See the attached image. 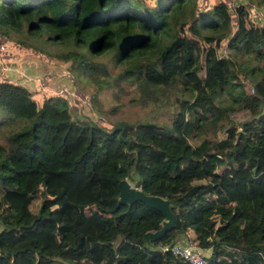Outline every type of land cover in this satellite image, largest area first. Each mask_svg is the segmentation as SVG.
I'll return each instance as SVG.
<instances>
[{
	"label": "trees",
	"instance_id": "trees-1",
	"mask_svg": "<svg viewBox=\"0 0 264 264\" xmlns=\"http://www.w3.org/2000/svg\"><path fill=\"white\" fill-rule=\"evenodd\" d=\"M200 1L0 0L5 50L69 61L66 91L69 75L73 85L72 77L91 85L92 103L103 89L118 98L124 83L134 84L142 106L163 105L172 92L190 97L182 108L168 105V121L105 130L123 143V157L101 169L88 164L87 130L103 128L72 118L62 84L37 107L27 87L0 78V114L20 122L0 143V264H189L143 246V232L159 228L163 215L140 201L117 202V181L131 173L134 187L166 197L174 213L154 246L186 236L208 249L205 264H264V13L253 17L239 1L231 29L227 0L197 11ZM106 55L124 66L110 73ZM240 55L241 63L229 57ZM237 71L260 89L247 93ZM216 130L225 137L212 138ZM198 132L211 135L192 144ZM61 182L90 200L70 199ZM29 235L23 248L2 244Z\"/></svg>",
	"mask_w": 264,
	"mask_h": 264
},
{
	"label": "rangeland",
	"instance_id": "rangeland-1",
	"mask_svg": "<svg viewBox=\"0 0 264 264\" xmlns=\"http://www.w3.org/2000/svg\"><path fill=\"white\" fill-rule=\"evenodd\" d=\"M200 1V0H198ZM218 0H202L200 2H197V6L195 7L197 11L200 8H204L209 6L212 2H215ZM240 3L242 5L250 6L251 15L253 17H258L261 14L264 13V6H260L257 3V0H227V6L229 8L230 13V28H234L235 20H236V12L234 10V5L237 3ZM24 26V23H23ZM224 40V39H223ZM221 41L217 46V51L220 55H225V44L224 41ZM31 39L25 40L26 44L31 45ZM35 40H33L34 42ZM47 47L49 50L53 51L54 46H44ZM36 52L39 56H36V54H33V57H36V59H44V61L48 62L50 67H57L59 69L62 68V74L64 75L65 70H69V61H61L57 60L54 57L50 56H40L39 51H33ZM233 53V51H231ZM235 53V52H234ZM238 55V54H237ZM24 56H29L28 53H25ZM44 56V57H43ZM233 61L235 59L236 62L241 63V60H244L245 57L243 55H240L238 57H231L229 56ZM102 59H104L110 69V73H115L119 69H121L124 64L118 65L113 62L112 59L109 58L108 55L102 56ZM250 64H255L256 66H259L258 60L248 59ZM237 67H243L245 64L242 63L240 65L235 64ZM237 77L239 80L243 83V87L247 93H252L250 91V87L255 88V86H258L260 89V86L255 83L253 79L246 73H241L240 71L236 72ZM259 75V74H256ZM75 81V85L71 83L70 77L68 75L66 83L68 90H65V85L62 84L60 93L63 94V97L66 99L68 103V107L70 109V113L73 119H88L93 120L95 123H97L100 127L103 128V130H100L97 125L92 126L88 128L87 134L89 135V138L91 140L92 147L91 149H88L89 156L91 157L88 160V164L91 168L94 167H100L101 169H105L107 167H116L119 160H121L123 157L122 153V145L123 143L118 140L111 139L105 132V130H110L116 123L119 122H134L137 120H156V121H168L170 117V111H168V105L171 103H174L176 107H183L182 100H190V97L188 94H180L179 92H172L170 94V97L168 99V102L165 104H157V103H148L144 106L136 103L135 99L137 96V93L134 88V84L130 83H124L123 87L124 90H126V93H122L121 95L116 98L114 95L111 94V91L108 89H103L100 92H97V99L92 103L89 100V97L91 95V85L87 84L85 82H81L75 79V77H72ZM71 78V79H72ZM69 86V87H68ZM263 93V92H262ZM264 94V93H263ZM52 94L48 93H42L39 90H35L31 93V97L35 100L37 107L40 106L41 101L44 97L50 96ZM175 98V99H174ZM177 99V100H176ZM221 100L225 101L228 100L227 93H223L221 95ZM100 105V106H99ZM115 109L111 110V107L115 106ZM99 106V107H98ZM262 112H264V104L262 106ZM19 121H13L8 120L7 117H5L3 114H0V143H4L3 137L5 134L9 131L12 127H17ZM222 124H227V119L223 118L221 120ZM118 131V130H117ZM116 131V132H117ZM116 132L114 134H116ZM210 133H204V132H198L197 135H195L190 142L192 144L199 141L203 136H210ZM222 138L225 137V133L222 131L216 130L212 138ZM99 157V158H97ZM97 158V159H96ZM171 165H175L174 161H170ZM225 162L219 164L217 166V169H223V165ZM232 164V163H231ZM221 167V168H220ZM130 176H134L133 173H131ZM128 176V180L131 182V179ZM64 182H61L59 184V187H62L64 191L68 194V197L71 199H76L78 202H85L90 200V198L87 195V192L84 191V189L80 186L72 187L66 186L63 184ZM132 184V182H131ZM89 193V192H88ZM91 197V196H90ZM46 230H43L45 232ZM181 236L176 238L174 240L175 242L180 239ZM34 238V235L24 236L20 240H13L15 238H9L4 239L3 246L15 249V248H23L27 246L29 243V239ZM203 253H206L205 250H202Z\"/></svg>",
	"mask_w": 264,
	"mask_h": 264
},
{
	"label": "crops",
	"instance_id": "crops-1",
	"mask_svg": "<svg viewBox=\"0 0 264 264\" xmlns=\"http://www.w3.org/2000/svg\"><path fill=\"white\" fill-rule=\"evenodd\" d=\"M24 54L23 51L19 53L13 49L0 50V78L22 84L31 93L39 90L42 93L53 94V91L63 83L62 68L50 67L44 59L26 57ZM186 241V236H181L178 240L180 243Z\"/></svg>",
	"mask_w": 264,
	"mask_h": 264
},
{
	"label": "water",
	"instance_id": "water-1",
	"mask_svg": "<svg viewBox=\"0 0 264 264\" xmlns=\"http://www.w3.org/2000/svg\"><path fill=\"white\" fill-rule=\"evenodd\" d=\"M125 126V122H119L109 131L112 133L123 129ZM116 188V199L118 203L130 205L134 201H140L144 205L161 212L163 219L161 220L160 227L154 230H146L141 236V241L144 247L147 249L161 250L159 247L154 246L153 240L159 238L162 233L173 226L175 217L169 207V200L162 195L146 194L140 187H134L126 177H122L117 181Z\"/></svg>",
	"mask_w": 264,
	"mask_h": 264
},
{
	"label": "built area",
	"instance_id": "built-area-1",
	"mask_svg": "<svg viewBox=\"0 0 264 264\" xmlns=\"http://www.w3.org/2000/svg\"><path fill=\"white\" fill-rule=\"evenodd\" d=\"M4 49V44L0 41V50ZM250 91L253 92L254 88L250 87ZM162 251H169L172 255L181 258L189 264H205L206 254L202 252V249L188 241L184 243L172 242L160 247Z\"/></svg>",
	"mask_w": 264,
	"mask_h": 264
},
{
	"label": "clouds",
	"instance_id": "clouds-1",
	"mask_svg": "<svg viewBox=\"0 0 264 264\" xmlns=\"http://www.w3.org/2000/svg\"><path fill=\"white\" fill-rule=\"evenodd\" d=\"M203 250H205V251H206L207 249H203ZM205 254H207V253H205Z\"/></svg>",
	"mask_w": 264,
	"mask_h": 264
}]
</instances>
